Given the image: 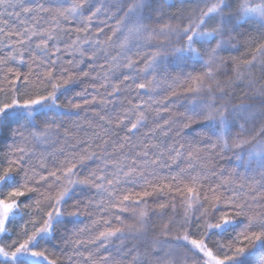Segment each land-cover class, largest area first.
<instances>
[{"label":"snow or ice","instance_id":"6c2138e0","mask_svg":"<svg viewBox=\"0 0 264 264\" xmlns=\"http://www.w3.org/2000/svg\"><path fill=\"white\" fill-rule=\"evenodd\" d=\"M0 264H264V0H0Z\"/></svg>","mask_w":264,"mask_h":264}]
</instances>
